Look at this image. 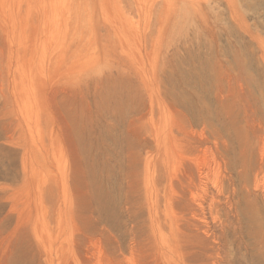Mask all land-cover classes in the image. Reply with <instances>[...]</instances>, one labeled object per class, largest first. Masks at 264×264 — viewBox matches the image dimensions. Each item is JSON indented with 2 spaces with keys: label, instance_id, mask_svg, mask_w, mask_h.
I'll return each mask as SVG.
<instances>
[{
  "label": "rangeland",
  "instance_id": "1",
  "mask_svg": "<svg viewBox=\"0 0 264 264\" xmlns=\"http://www.w3.org/2000/svg\"><path fill=\"white\" fill-rule=\"evenodd\" d=\"M169 128L192 145L187 153L175 140V162L209 160L216 133L239 158L246 150L244 177L227 166L207 184L225 187V207L207 220L218 243L202 246L219 264H264L263 201L244 186L264 155V0H0V229L12 264H165L143 166ZM23 139L40 159L28 187L41 191L37 235L17 225L2 189L23 195ZM235 155L231 164L243 160Z\"/></svg>",
  "mask_w": 264,
  "mask_h": 264
},
{
  "label": "bare ground",
  "instance_id": "2",
  "mask_svg": "<svg viewBox=\"0 0 264 264\" xmlns=\"http://www.w3.org/2000/svg\"><path fill=\"white\" fill-rule=\"evenodd\" d=\"M179 128H176V129H179ZM172 129L169 128L168 131L161 130V131L157 132V134L154 137L155 139H153L154 146H155L154 151H152L153 153L150 155L151 156L150 160H148V158H147L146 163L144 162L145 165L143 166V167L146 166L145 171L148 175V178L146 177L145 180H146V183L148 182L150 184L149 185L150 186L149 192L153 198L152 223H153V228L155 230V236H156L155 237L156 238V244H157V249H156L157 251L156 252H157L159 257L160 256L162 257V260L165 262V264H167V262H169V264H179V262L181 264H186L189 261L188 262L186 261L184 263L183 258L187 257V255L189 254L190 255V256L188 255L189 258L192 257V259H194L193 256H191V253H195L197 255H200V257L202 256L203 259L206 258L204 260L200 259V262L198 260L199 264H210L209 263L210 259L213 260V261H211L212 264H217L218 261H220V260L218 258H217V260H215L214 257H216L215 254L218 251L216 252V249L214 250V248H213V251H214L213 254H212L213 251L210 250L211 252H209V249H208V251H207L208 253H207L205 251L206 247L202 246L203 244H205V243L202 244V240L206 241V239H208L210 236V238H212L211 240L213 241L214 244L218 243V242H215V239H219L218 238L219 234H218V232H214L211 229V225L208 222V221H210V220H208V216L212 217V214H214L213 212L217 211V208L220 205L221 197H222V195H224V193L222 192L223 186H222V188H219V187L216 188V191L213 192L211 189H209L207 184L209 181L213 182L215 180L214 177L218 176V174L221 175L220 168L227 167V166L230 170H233V169L236 170L237 168H239L236 171L237 174H239L238 176L244 177V172H245L246 167L248 169L250 168V167L246 166V164H245L246 155L244 156V152L246 150L243 152L244 148H242L243 150L241 153L242 154L241 158H239L240 157L239 154H237V155H239L237 158V155H235V154H236V152L238 153L239 150L236 151L237 150L236 149L235 152H233V149L230 147V144L234 140L232 139V141H231L230 139H228L229 142L231 141V143H228V140L225 139L224 137H222L220 135V133H216L215 134L216 138H214V136H213V138L215 140V141L213 140L214 141L213 146L215 148V149L214 148L213 149L215 152L213 150H212L213 153L209 152L210 153V157H209L210 159L209 160H206V158L203 157L205 155H201L202 158H200V155H199V158L197 157L198 158L197 160L194 158L192 159L191 157H190L191 159H188V158H185L184 156L183 157L181 156L182 158L180 157L181 159L175 162L174 161L175 159H173L174 153L179 151V149L176 148L175 140L179 144V147H181L182 150L187 152V153L192 152V149H191L192 145H190V143H188L186 141L185 136L183 137L182 136L183 134L181 135L180 131L179 132L176 131V133L179 134V137L177 136V138L175 139V134H173ZM240 129L241 128L239 127V130ZM233 131L235 132L234 134L237 133L235 130H233ZM239 132L241 133L242 131L240 130ZM174 133H175V131H174ZM228 134H231V133L229 132ZM234 134H233V136H234ZM238 136H242V135L239 134ZM246 137L249 138V136H246ZM241 138L243 139V137H241ZM237 140H239V139H236V141ZM247 140H249V139H247ZM262 140H264V139H262ZM262 140H260V141H262ZM263 142L264 141H262V143ZM202 143L203 142L200 141V144H202ZM239 143H241V141ZM242 145L243 144L241 143L239 146H242ZM245 145H247V144H245ZM19 146H20V150H21V157H20V162H19L20 163L19 164V173L21 175V182L19 184L20 186L19 185H17V186L19 187V193H21V195L22 194L23 195L21 196V198H19L20 199L19 200L17 198L18 195H16V193H14L13 191H12L13 193L8 192L11 189V187H9V185H4L2 188L4 191V199L5 200L8 199V200H12V201L16 200V201L12 202V207L15 209V211H17V217H16L17 218V225H19V226L24 225V227H23L24 229H25V225H29L30 233L37 235V233L39 231L38 222H39V217H40V212H41V207H40V205H41V202H40V195L41 194H40V192L41 191H32V194H31L30 190H28V187L30 186L31 181L36 176L38 177V171L36 169V165L39 162L38 160H40V159L36 160L34 157L29 155L25 139H23L19 143ZM259 148H260V145H259ZM209 149L210 148H206L203 151V153L205 154L206 151ZM35 152H37V151H35ZM185 152H182V153L185 155L186 154ZM240 152H241V150H240ZM260 153H259L260 157H258L259 160H257L258 166L253 169V171H254L252 174L253 175V181L251 179L252 183H251V181H249V184L247 182H244V180H246V179H244L243 182L245 184L244 186H246V185L250 186L252 184V186L249 188L245 187L246 193L251 194V195L253 194L255 198L261 197V199L263 201V205H264V189L261 188L262 186H260V183L262 184V182H263V181L261 182L260 180H262V179L264 180V177H261V179H260V177L258 176L259 172L260 173L263 172L262 174H264V155H262L263 154L262 150ZM177 154L179 155V153H177ZM180 155H181V153H180ZM231 155L233 158L235 155L236 156L235 158H237L238 160L239 159H241V160L243 159V160L240 161V163L233 161L231 164ZM37 157L39 158L38 155L36 156V158ZM178 158H176V160ZM207 158H208V156H207ZM144 160H145V158H144ZM0 165L2 166V164H0ZM175 165H177V166L175 167ZM8 166H6V168H9ZM231 167H233V168H231ZM175 168H177V169H175ZM3 170H5V168ZM34 170H35V172H34L35 174L32 175V172ZM230 170H228V172H230ZM9 171H8V173H9ZM248 173L250 175V171ZM248 173L246 171V174H248ZM41 174H42V178H43V173H41ZM6 175H4L2 177H5ZM0 177H1V175H0ZM7 177H8V175H7ZM225 177H228V175ZM230 177H232L231 174L229 175V179H231ZM250 177L251 176H249L247 178L249 179ZM216 179H217V177H216ZM229 179L227 178V180H229ZM162 181L165 182V186L160 189L159 184H161ZM218 181H219V179H218ZM226 182L227 181H225V185H227L226 187H228V182H227V184H226ZM211 184L215 185L216 183L214 184V182H213ZM221 184L222 183H220V185ZM43 186H44V184H43ZM241 186H243V185H241ZM212 187H214V186H212ZM234 187H233V191H234ZM238 189H240V188H238ZM241 189H242V187H241ZM42 191H43V188H42ZM226 193H227V191H226ZM233 193H232V195H234ZM0 195H1V192H0ZM42 197L44 198V196H42ZM1 198L3 199V197H1ZM227 198H228V196L226 197V199ZM259 200H260V198H259ZM162 203H163V206H162ZM221 204H223V203H221ZM226 204H227V202H226ZM224 205H222V206H224ZM65 206H67V205H65ZM224 207H221V205H220L219 208L224 209ZM226 207H228V206H226ZM219 208H218V210H219ZM225 210H223V211H225ZM6 212H5V214H6ZM8 212H10V211H8ZM8 212H7V214H8ZM44 213H45V211H44ZM159 214L163 215V219L160 217ZM214 215L217 216L216 214H214ZM43 216L45 217L44 214H43ZM5 217H7V216L5 215ZM219 217H221V216H219ZM2 218L4 219V217H2ZM161 219H162V222H161ZM6 220H4V221H6ZM211 222H213V220ZM219 223H220V220H219ZM1 224L6 225L5 223H1ZM223 225L225 227L226 223L222 224L221 226H223ZM0 227H2V226L0 225ZM4 228L5 227H3V230H4ZM1 229H0V264L15 263L14 260H17V259H14V257L12 256L13 253H12V250L10 249V246H9V240L10 239L8 240L10 232H8L9 235L7 238V237H5L7 234L5 236H3ZM14 231H16V233H17V230H14ZM218 231H219V229H218ZM223 231H225V230H223ZM12 232H13V230H12ZM165 232L168 234V236L170 238V242H171L170 247H167V248L171 249V251L173 252L172 261L171 260L168 261L169 256L165 252L166 248H164L167 244L166 243L167 241H166V238L164 235ZM13 234H12V237H13ZM68 234H70V233H68ZM255 237H256V242L258 243L259 249H262V251H264V231L261 230L260 234H258V232H257L255 234ZM23 241H25V240H23ZM30 241L28 243H30ZM208 246H209V244H208ZM221 248H222V246H221ZM209 253H211L212 256ZM20 255H21V253H20ZM218 256H220V255H218ZM222 258H224V257H222ZM184 261H185V259H184ZM196 262L195 263L193 262V263L196 264ZM16 263H18V262H16ZM116 263L117 262H115L114 264H116ZM225 263H227V262L225 261Z\"/></svg>",
  "mask_w": 264,
  "mask_h": 264
}]
</instances>
